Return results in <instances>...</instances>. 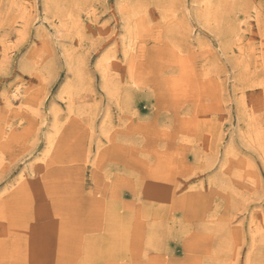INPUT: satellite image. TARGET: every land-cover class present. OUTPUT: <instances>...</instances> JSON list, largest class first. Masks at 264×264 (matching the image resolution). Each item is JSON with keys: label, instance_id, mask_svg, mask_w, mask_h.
Segmentation results:
<instances>
[{"label": "rangeland", "instance_id": "1", "mask_svg": "<svg viewBox=\"0 0 264 264\" xmlns=\"http://www.w3.org/2000/svg\"><path fill=\"white\" fill-rule=\"evenodd\" d=\"M0 264H264V0H0Z\"/></svg>", "mask_w": 264, "mask_h": 264}, {"label": "bare ground", "instance_id": "2", "mask_svg": "<svg viewBox=\"0 0 264 264\" xmlns=\"http://www.w3.org/2000/svg\"><path fill=\"white\" fill-rule=\"evenodd\" d=\"M221 1V0H220ZM223 1V0H222ZM217 2H219V1H217ZM204 3H207V2H204ZM215 4V3H214ZM206 6V5H205ZM219 6H221V5H219ZM208 7V6H207ZM217 7V6H216ZM223 7V6H222ZM215 10V9H214ZM208 11V10H207ZM213 12V11H212ZM207 13V12H206ZM202 15V14H201ZM204 15V14H203ZM221 15V14H220ZM205 16V15H204ZM212 16V15H211ZM207 17H209V20H210V16H207ZM206 18V17H205ZM204 18V19H205ZM213 19H214V17H213ZM207 21H208V19H207ZM73 86V85H72ZM47 156V155H46Z\"/></svg>", "mask_w": 264, "mask_h": 264}]
</instances>
